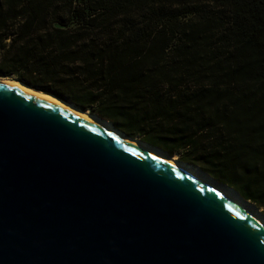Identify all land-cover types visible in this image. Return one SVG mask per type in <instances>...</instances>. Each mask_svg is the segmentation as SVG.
<instances>
[{
    "label": "trees",
    "instance_id": "obj_1",
    "mask_svg": "<svg viewBox=\"0 0 264 264\" xmlns=\"http://www.w3.org/2000/svg\"><path fill=\"white\" fill-rule=\"evenodd\" d=\"M0 76L178 155L264 215V0H0Z\"/></svg>",
    "mask_w": 264,
    "mask_h": 264
},
{
    "label": "water",
    "instance_id": "obj_2",
    "mask_svg": "<svg viewBox=\"0 0 264 264\" xmlns=\"http://www.w3.org/2000/svg\"><path fill=\"white\" fill-rule=\"evenodd\" d=\"M0 264H264V233L172 166L0 83Z\"/></svg>",
    "mask_w": 264,
    "mask_h": 264
},
{
    "label": "bare ground",
    "instance_id": "obj_3",
    "mask_svg": "<svg viewBox=\"0 0 264 264\" xmlns=\"http://www.w3.org/2000/svg\"><path fill=\"white\" fill-rule=\"evenodd\" d=\"M0 83L4 85L11 86L13 88H17L21 92L32 96L35 99L42 100L48 103H51L66 112H69L86 122H89L109 133L123 140L124 142L137 147L138 149L144 151L145 153L157 158L158 160L164 162L180 171L181 173L187 175L188 177L194 179L196 182L205 186L209 190L215 192L218 196L222 197L230 204H232L238 211H240L244 216H246L250 221L254 223L263 233H264V215L262 216L258 209H256L251 203H246L239 198L237 193L230 187H226L225 185H221L213 181L208 175L199 171V169L193 165L188 163L181 162L176 159V157L168 156L147 143L139 141L137 139H133L124 135L121 131L116 130L112 127V124L108 121L105 123L95 117H93L89 111H82L80 108L74 104H70L68 101L52 95L48 93H44L43 91H39L37 89L32 88L31 86L17 80L14 77H0ZM68 102V103H67ZM97 117V116H96ZM107 121V120H106ZM111 126H110V125Z\"/></svg>",
    "mask_w": 264,
    "mask_h": 264
},
{
    "label": "rangeland",
    "instance_id": "obj_4",
    "mask_svg": "<svg viewBox=\"0 0 264 264\" xmlns=\"http://www.w3.org/2000/svg\"><path fill=\"white\" fill-rule=\"evenodd\" d=\"M0 77H2V76H0ZM89 112H90V111H89ZM91 114H92V113H91ZM175 157H176L177 160H179V156H178V155H176ZM188 164H189V163H188ZM191 165H192V164H191ZM194 166H195V165H194ZM249 204H250V203H249ZM258 210H259V212L262 214L261 210H260V209H258Z\"/></svg>",
    "mask_w": 264,
    "mask_h": 264
}]
</instances>
